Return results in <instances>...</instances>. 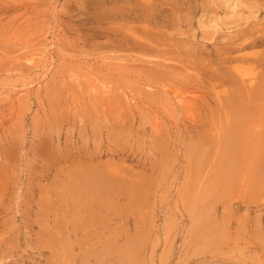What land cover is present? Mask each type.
I'll return each instance as SVG.
<instances>
[{
    "label": "rangeland",
    "instance_id": "obj_1",
    "mask_svg": "<svg viewBox=\"0 0 264 264\" xmlns=\"http://www.w3.org/2000/svg\"><path fill=\"white\" fill-rule=\"evenodd\" d=\"M127 1L0 0V264H264V0Z\"/></svg>",
    "mask_w": 264,
    "mask_h": 264
},
{
    "label": "bare ground",
    "instance_id": "obj_2",
    "mask_svg": "<svg viewBox=\"0 0 264 264\" xmlns=\"http://www.w3.org/2000/svg\"><path fill=\"white\" fill-rule=\"evenodd\" d=\"M118 1H120V0H118ZM128 1H130V0H128ZM128 1H127V2H128ZM138 1H139V0H138ZM238 2H239V1H238ZM119 3H121V2H119ZM135 3H137V2H135ZM235 3H236V6H238V3H237V2H235ZM117 4H118V3H117ZM126 4H127V3H126ZM129 4H130V3H129ZM130 5H131V4H130ZM121 6H122V5H121ZM123 6H124V5H123ZM145 6L147 7V5H145ZM118 7H119V6H118ZM121 8H122V7H121ZM129 8H130V7H129ZM134 8L136 9L137 7H134ZM134 8H133V10H134ZM141 8H142V7H141ZM143 8H144V6H143ZM235 8H236V7H235ZM235 8H234V9H235ZM124 9H125V8H124ZM137 9H138V8H137ZM137 9H136V10H137ZM152 9H153V8H152ZM119 10H120V9H119ZM121 11H122V10H121ZM128 12H129V11H128ZM130 12H131V11H130ZM130 12H129V13H130ZM118 13H119V12H117V14H118ZM133 13H134V12H133ZM142 13H143V11H142ZM127 14H128V13H127ZM130 14H131V13H130ZM132 15H133V14H132ZM135 15H136V14H134V16H135ZM140 15H141V14H140ZM143 15H144V14H143ZM145 15H146V14H145ZM148 16H149V14H148ZM115 17H117V16H115ZM118 18H120V17H118ZM118 18H117V19H118ZM134 18H135V17H134ZM120 19L122 20V17H121ZM144 20H145V18H144ZM163 20H164V19H163ZM124 21H125V20H124ZM146 21H148V20H146ZM213 21H214V20H213ZM135 22H136V21H135ZM141 22L143 23L144 21L142 20ZM148 22H149V21H148ZM204 22H205V21H204ZM127 23H128V22H127ZM142 23H140V24H142ZM158 23H159V22H158ZM158 23L156 22L155 24H158ZM155 24H154V25H155ZM126 25H129V24H126ZM146 25H147V24H146ZM203 25H204V24H203ZM203 25H202V26H203ZM209 25H210V24H209ZM149 26H151V25H149ZM162 26H163V25H162ZM167 26H168V25H167ZM135 27H136V26H135ZM168 27H169V26H168ZM206 27H208V25H206ZM136 28H137V27H136ZM136 28H135V29H136ZM209 28H212V30H213L214 32H219V31L221 30V28H220V27L218 26V24L215 23V22H214V24L212 23L211 26H209ZM209 28H208V29H209ZM141 29H142V28H141ZM164 29H165V28H164ZM205 29H207V28L204 27V30H205ZM157 30H158V29H157ZM137 31H138V30H137ZM139 31H140V30H139ZM141 31H142V30H141ZM141 31H140V32H141ZM241 31H242V30H241ZM245 31H246V30H245ZM260 31H261V30H260ZM149 32H150V31H149ZM151 32H152V31H151ZM151 32H150V33H151ZM249 32H250V31H249ZM251 32H254V33H253V34H249V35L247 34V35H248V36H247L248 38H246V39H244V40L241 39V40H242L241 42L239 41L241 47H242V45L244 46L243 48H249V47H251V46H252V47L256 46V45L254 44V41H253L252 43H250V42H249V43H246V41L250 40V38H253L254 36H256V35L259 33V31H256V33H255L254 30L251 31ZM257 32H258V33H257ZM261 32H262V31H261ZM155 33H156V32H155ZM144 34H145V33H144ZM147 34H148V33H147ZM156 34H157V33H156ZM226 34H227V33H226ZM229 34H230V33H229ZM229 34H228V35H229ZM254 34H255V35H254ZM263 34H264V33H263ZM230 35H231V34H230ZM235 35H236V34H235ZM241 35H242V34H241ZM243 35H244V33H243ZM144 36H145V35H144ZM239 36H240V35H239ZM242 37H243V36H242ZM245 37H246V36H245ZM158 38H159V37H158ZM147 39H148V38H147ZM237 39H238V38H237ZM237 39H236V40H237ZM254 39H255V38H254ZM254 39H253V40H254ZM260 39H261V38H260ZM151 40H152V39H151ZM153 40H154V39H153ZM156 40H157V39H156ZM236 40H235V41H236ZM255 40H256V39H255ZM258 41H259V40H258ZM258 41H257V42H258ZM228 43H229V42H228ZM239 43H238V44H239ZM255 43H256V42H255ZM260 43H261V42H260ZM229 44H230V43H229ZM257 44H258V43H257ZM227 45H228V44H227ZM261 45H262V43H261ZM232 46H233V45H232ZM232 46H231V47H232ZM225 47H226V46H225ZM228 47H229V46H228ZM241 47H240V48H241ZM236 48H237V47H236ZM250 54H251V53H250ZM252 55H253V54H252ZM259 55H260V54H259ZM240 57H241V56H240ZM227 58H228V57H227ZM260 58H261V57H260ZM262 58H263V56H262ZM251 59H253V58H251ZM238 60H239V59H238ZM253 60H254V59H253ZM238 62H239V61H238ZM245 62H246V61H245ZM263 62H264V61H263ZM254 63H256V62H254ZM254 69H255V68H254ZM254 69H253V70H254ZM255 70H256V69H255ZM242 71H243V70H242ZM259 71H260V70H259ZM243 72H244V71H243ZM253 72H254V71H253ZM257 74H258V73H257ZM247 75H248V74H247ZM249 75H250V74H249ZM253 75H254V74H253ZM235 76H236V75H235ZM242 76H245V75L242 74ZM242 76H240V78L242 79V81H243L244 83H248L249 85H253V84H254V81L257 79L256 77L253 76L251 79L244 80V79L242 78ZM251 76H252V75H251ZM261 76H262V75H261ZM263 77H264V76H263ZM259 80H260V79H259ZM261 80H262V79H261ZM230 83H233V82H230ZM257 83H258V82H257ZM234 84H235V82H234ZM261 84H262V82H261ZM246 85H247V84H246ZM249 85H248V86H249ZM222 86H224V85H222ZM241 86H242V85H241ZM237 87H238V86H237ZM228 88H229V87H228ZM231 88H232V87H231ZM241 89H242V88H241ZM237 90H238V89H237ZM250 90H251V89H250ZM248 91H249V90H248ZM252 91H253V90H252ZM232 92H233V89H232ZM230 93H231V92H230ZM238 93H239V92H238ZM231 94L233 95V93H231ZM252 94H253V93H252ZM246 95H247V94H246ZM249 95H250V94H249ZM228 96H229V95H228ZM255 96H256V95H255ZM258 96H261V94H260V95L258 94ZM252 97H253V95H252ZM252 97H251V98H252ZM194 98H195V97H194ZM263 98H264V97H263ZM242 99H243V98H242ZM255 99L258 100L257 97H256ZM255 99H254V100H255ZM259 99H260V98H259ZM225 100H226V99H225ZM251 100H252V99H251ZM261 101L263 102V99H262ZM227 102H228V101H227ZM227 102H226V103H227ZM244 102H245V101H244ZM253 102H254V101H253ZM226 103H225V104H226ZM251 103H252V102H251ZM251 103H250V104H251ZM257 103H258V102H257ZM257 103H256V105H257ZM258 104H259V103H258ZM236 105L239 107L238 104H236ZM256 105H255V106H256ZM259 105H260V104H259ZM247 107H248V106H247ZM232 108H233V107H232ZM239 108H240V107H239ZM261 108H262V107H261ZM261 108H260V109H261ZM232 111H233V110H232ZM244 111H245V110H244ZM251 111H253V109H252ZM251 111L249 110V112H251ZM261 111H262V110H261ZM246 112H247V110H246ZM262 112H263V111H262ZM247 113H248V112H247ZM251 113H252V112H251ZM257 113H258V112H256V114H257ZM260 114H261V113H260ZM245 117H246V116H245ZM242 119H243V118H242ZM245 119H246V118H245ZM261 120H262V119H261ZM247 121H248V120H247ZM262 121H263V120H262ZM244 125H245V124H244ZM235 131H236V129H235ZM236 132H237V131H236ZM236 134H238V133H236ZM239 135H240V134H239ZM239 135H238V136H239ZM245 136L247 137V135H245ZM235 138H236V137H235ZM234 142H235V141H234ZM239 144H240V143H239ZM241 144H242V143H241ZM261 144H262V143H261ZM263 144H264V143H263ZM235 145H236V143H235ZM235 145H234V146H235ZM229 146H230V145H229ZM232 146H233V145H232ZM239 146H240V145H239ZM230 147H231V146H230ZM262 147H263V146H262ZM218 148H219V147H218ZM235 151H236V154H237V153H238L237 150H235ZM239 151H240V150H239ZM244 151H245V150H244ZM263 153H264V152H263ZM263 153H262V154H263ZM238 158H239V157H238ZM263 158H264V157H263ZM232 159H233V158H232ZM250 159H251V158H250ZM231 164H232V163H231ZM237 167H238V166H237ZM234 173H235V172H234ZM259 175H260V174H259ZM261 179H262V177H261ZM263 179H264V178H263ZM100 181H101V180H100ZM256 182H257V181H256ZM100 185H101V184H100ZM252 187H253V186H252Z\"/></svg>",
    "mask_w": 264,
    "mask_h": 264
}]
</instances>
